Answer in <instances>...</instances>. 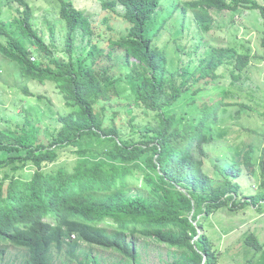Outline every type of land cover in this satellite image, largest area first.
<instances>
[{
  "label": "trees",
  "instance_id": "16d2710c",
  "mask_svg": "<svg viewBox=\"0 0 264 264\" xmlns=\"http://www.w3.org/2000/svg\"><path fill=\"white\" fill-rule=\"evenodd\" d=\"M16 1L22 12L19 20L22 38L0 25V35L9 41V47L0 42V54L15 62L28 78L51 79L67 104L75 108V115L63 119L65 124L55 146H75L84 137L92 134L99 137L103 133H110L106 141L114 142L106 156L109 162H82L73 173L62 168L46 172L48 165L59 160V154L43 144L41 148L30 149L24 158L31 159L34 173L0 179V264H15L5 260L7 252L14 248L25 250L20 264H102L94 255L95 250L118 254L122 258L118 264H138L140 240L146 245L154 242L172 250L174 259L167 264H217L212 243L201 231L209 215L230 201L237 207L235 198L240 194V186L235 181L242 176L243 168L229 166L226 185L215 186L204 169L207 152L203 146L213 141L204 132L208 115L195 129L185 132L177 126L175 116L163 117L162 111L171 108L180 93L168 95L162 75L164 54L160 48L151 47L153 38L147 35L159 1L114 0L107 4L106 8L118 4L125 8L127 33L109 39L110 51L105 57L104 50L94 46L90 52L91 67L85 68L82 63H55L57 71L38 69L31 62L22 40H29L42 51L49 50L33 29L29 5L24 0ZM248 3L199 0L186 3L183 10L191 9L202 31L208 32L210 9L236 11L242 6L259 9L264 20V5L248 6ZM60 16L66 22L69 52L73 50V35L78 29L94 33L84 11L62 0ZM262 46L264 49V37ZM95 57L102 59L100 63ZM121 58H133L143 69V80L136 94L138 105L161 115L159 126L147 128L134 143L121 139L114 127L104 130V117L95 109L99 100L116 91L117 76L110 75L114 66L108 63L104 69L105 59L117 63ZM226 58L214 50L210 60L204 61L198 80L210 83ZM249 62L248 56H238L235 70L244 71ZM95 65H99L98 69ZM219 106L216 103L212 112ZM0 149L10 147L3 148L0 143ZM243 159L244 169L253 176L251 149L244 153ZM133 164L141 172H135ZM262 170L264 175V161ZM133 188L138 192L134 197L129 195ZM261 199L264 195L253 197L255 204Z\"/></svg>",
  "mask_w": 264,
  "mask_h": 264
},
{
  "label": "rangeland",
  "instance_id": "374dc122",
  "mask_svg": "<svg viewBox=\"0 0 264 264\" xmlns=\"http://www.w3.org/2000/svg\"><path fill=\"white\" fill-rule=\"evenodd\" d=\"M24 1L31 8L33 29L49 50L42 51L29 40H22L31 62L38 69L57 71L56 64L71 62L89 68L94 46L104 50L105 57L110 51L109 39L122 37L129 28L124 20L126 10L123 6L105 7L114 0H62L84 11L94 31L88 34L78 29L73 35V50L69 52L67 26L60 16L61 0ZM158 1L159 7L149 22L147 35L153 38L151 47L160 48L164 54L162 75L168 95L180 93L177 102L162 111L163 117L175 116L177 126L185 132L195 129L208 115L204 132L213 141L203 146L207 152L204 169L215 186L226 185L229 166L243 168L242 176L235 181L240 186V194L235 198L237 207L234 208V201H230L209 215L201 233L212 243L217 264H264V199L256 204L253 201V197L264 195V20L259 9L244 6L236 11L210 9V29L204 32L193 11L183 10L186 3L199 0ZM247 1L250 2L248 6L264 5V0ZM20 8L16 0H0V25L18 38H22ZM0 42L9 47L5 36L0 35ZM214 50L227 58L210 83L200 81L198 76L206 64L204 61L210 60ZM238 56L250 59L242 72L235 70ZM95 59L97 63L102 60ZM105 60L104 69L108 63L114 66L110 75L117 76V86L113 94L97 102L96 112L104 117V130L114 127L121 139L137 142L147 128L159 126L161 115L146 110L136 101L143 69L133 58H121L117 63ZM98 66L94 67L98 69ZM216 103L220 106L212 112ZM73 115L75 108L67 104L64 94L51 79L28 78L15 62L0 54V143L3 148L10 147L0 149V179L34 173L36 169L31 159L24 158L30 149L41 148L43 144L59 154V160L45 169L48 173L61 168L73 173L82 162L106 161L114 142L106 141L110 133H103L100 138L92 134L75 146H55L65 124L63 119ZM250 149L255 169L253 176L243 165V155ZM131 167L141 172L135 164ZM137 193L133 188L129 195L134 197ZM138 243L141 255L138 264H167L174 259L173 251L163 245L154 242L146 245L143 240ZM93 253L102 264H118L122 260L118 254L107 251ZM24 255L23 249H10L5 260L20 264Z\"/></svg>",
  "mask_w": 264,
  "mask_h": 264
}]
</instances>
